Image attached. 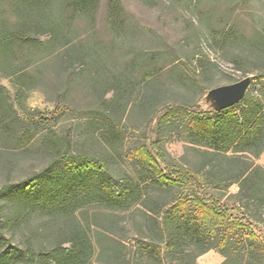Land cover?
I'll use <instances>...</instances> for the list:
<instances>
[{"label":"trees","instance_id":"16d2710c","mask_svg":"<svg viewBox=\"0 0 264 264\" xmlns=\"http://www.w3.org/2000/svg\"><path fill=\"white\" fill-rule=\"evenodd\" d=\"M24 1L17 22L10 26L1 19L0 2V67L16 89L14 103L9 89L0 85V142L14 140L22 145L32 138L27 125L33 120L25 112L21 117L15 104L25 111L22 97L32 89L35 76L31 67L37 68L46 57H36V48L61 45L55 57L59 67L81 64V73L93 77L100 76L106 59L99 44L73 43L66 14L54 13L52 0ZM70 8L71 17L92 16L98 0H72ZM111 16L112 25H120L119 11L112 8ZM45 33L50 35L48 42L40 40ZM113 79L103 77L102 84L117 98L126 87ZM254 79L260 88L231 107L183 110L190 116L188 141L205 147L193 148L201 154L197 163L172 164L165 150L156 154L144 143L127 153L140 177H116L104 158L64 150V170L54 165L18 185H4L6 199L15 198L18 208L25 203L50 216L44 233L52 235L54 230L56 241L41 246L14 243L5 228L13 219L21 224L26 215L22 209L13 214L0 203V264H199L198 257L210 250L224 256L220 264H264L263 238L241 223H226V212L202 196L208 189L226 190L237 183V201L264 228V166L255 162L264 152V68L258 69ZM190 181L195 185L189 190ZM172 188L167 198L162 192ZM89 203L104 208L95 214L94 222L85 211Z\"/></svg>","mask_w":264,"mask_h":264},{"label":"rangeland","instance_id":"374dc122","mask_svg":"<svg viewBox=\"0 0 264 264\" xmlns=\"http://www.w3.org/2000/svg\"><path fill=\"white\" fill-rule=\"evenodd\" d=\"M71 1L52 0L51 10L66 14L73 43L99 44L106 59L100 76L93 77L81 73V64L59 67L55 57L61 45L36 48V57H46L37 68L31 67L35 76L32 89L22 97L25 111L15 104L21 117L27 113L33 120L27 125L32 138L25 145L14 140L0 142V203L13 214L22 209L26 215L21 224L13 219L5 231L21 246L53 244L56 232L44 233L50 216L43 210L20 202L18 208L15 198L6 199L4 185H18L46 167L56 165L64 170V150L104 158L116 177H140L127 153L144 143L153 153L165 150L172 164L197 163L201 154L193 148L205 147L188 141L190 116L183 110L207 109L204 97L210 88L246 76L253 79L247 93L260 88L254 77L264 68V0H98L92 16L75 17L70 16ZM0 2L1 19L9 26L16 23L25 1ZM112 8L120 13V25H112ZM40 40L48 42L50 35L42 34ZM29 51L25 47L27 55ZM102 76L123 81L125 94L114 98L112 89L103 86ZM0 85L9 89L15 103L16 89L1 67ZM159 162L165 169L160 158ZM255 162L264 166V152ZM190 185L189 190L194 189L195 182ZM238 189L234 183L226 190L203 191L202 196L226 212V223L236 221L253 228L264 240L263 226L237 201ZM174 190L162 193L169 198ZM103 209L96 203L85 207L92 222Z\"/></svg>","mask_w":264,"mask_h":264},{"label":"water","instance_id":"95a60500","mask_svg":"<svg viewBox=\"0 0 264 264\" xmlns=\"http://www.w3.org/2000/svg\"><path fill=\"white\" fill-rule=\"evenodd\" d=\"M252 81L251 76H246L237 82L210 88L204 97L208 105L205 110L219 111L237 104L245 97Z\"/></svg>","mask_w":264,"mask_h":264},{"label":"crops","instance_id":"0c3cea01","mask_svg":"<svg viewBox=\"0 0 264 264\" xmlns=\"http://www.w3.org/2000/svg\"><path fill=\"white\" fill-rule=\"evenodd\" d=\"M224 260V256L215 250H210L202 254L198 258L199 264H220Z\"/></svg>","mask_w":264,"mask_h":264}]
</instances>
